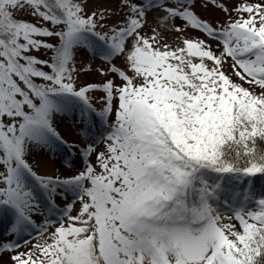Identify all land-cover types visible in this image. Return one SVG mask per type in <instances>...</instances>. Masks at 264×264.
<instances>
[{
  "label": "snow or ice",
  "instance_id": "obj_1",
  "mask_svg": "<svg viewBox=\"0 0 264 264\" xmlns=\"http://www.w3.org/2000/svg\"><path fill=\"white\" fill-rule=\"evenodd\" d=\"M0 264H264V0H0Z\"/></svg>",
  "mask_w": 264,
  "mask_h": 264
},
{
  "label": "trees",
  "instance_id": "obj_2",
  "mask_svg": "<svg viewBox=\"0 0 264 264\" xmlns=\"http://www.w3.org/2000/svg\"><path fill=\"white\" fill-rule=\"evenodd\" d=\"M257 183H259V179L257 180Z\"/></svg>",
  "mask_w": 264,
  "mask_h": 264
},
{
  "label": "rangeland",
  "instance_id": "obj_3",
  "mask_svg": "<svg viewBox=\"0 0 264 264\" xmlns=\"http://www.w3.org/2000/svg\"><path fill=\"white\" fill-rule=\"evenodd\" d=\"M259 188V187H258ZM259 190V189H258Z\"/></svg>",
  "mask_w": 264,
  "mask_h": 264
}]
</instances>
